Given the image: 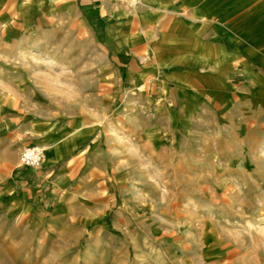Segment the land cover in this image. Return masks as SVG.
<instances>
[{"label":"rangeland","instance_id":"1","mask_svg":"<svg viewBox=\"0 0 264 264\" xmlns=\"http://www.w3.org/2000/svg\"><path fill=\"white\" fill-rule=\"evenodd\" d=\"M248 1L264 18V0ZM80 12L0 0V186L14 177L26 193L46 177L56 196L34 226L0 214V264H264V87L240 93L242 66L187 101L138 93L121 72L106 84ZM11 113L78 136L75 164L46 166ZM26 145L43 148L39 167L20 165Z\"/></svg>","mask_w":264,"mask_h":264},{"label":"crops","instance_id":"2","mask_svg":"<svg viewBox=\"0 0 264 264\" xmlns=\"http://www.w3.org/2000/svg\"><path fill=\"white\" fill-rule=\"evenodd\" d=\"M66 1L81 8V37L91 34L93 50L105 56L111 72L102 81L106 84L118 85L115 77L121 72L127 76L128 88L136 87L138 93L144 89V95L151 97L162 92L174 102L183 95L187 101L188 94L199 96L210 79H228L229 72L242 66L249 81L239 92L253 85L261 89L255 94L263 95L264 18L252 12L248 0H141L135 7L107 0ZM3 24L1 48L6 50L7 23ZM9 119L15 134H29L33 143L46 148V166L75 164L78 136L68 137L69 129L36 119L23 122L16 113ZM45 180L32 182L26 193L22 187L27 182L14 177L4 182L0 214L21 216L36 225L34 218L44 214L43 202L56 197L44 191Z\"/></svg>","mask_w":264,"mask_h":264},{"label":"built area","instance_id":"3","mask_svg":"<svg viewBox=\"0 0 264 264\" xmlns=\"http://www.w3.org/2000/svg\"><path fill=\"white\" fill-rule=\"evenodd\" d=\"M123 2L129 7H135L141 3V0H115ZM43 158V148L39 145H26L22 148L19 163L24 167H39Z\"/></svg>","mask_w":264,"mask_h":264}]
</instances>
